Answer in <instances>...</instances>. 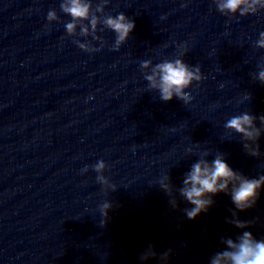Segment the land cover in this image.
Wrapping results in <instances>:
<instances>
[{
	"label": "water",
	"instance_id": "obj_1",
	"mask_svg": "<svg viewBox=\"0 0 264 264\" xmlns=\"http://www.w3.org/2000/svg\"><path fill=\"white\" fill-rule=\"evenodd\" d=\"M59 4L0 0V264H209L222 237L244 230L229 222L234 211L264 238V188L245 210L219 192L195 219L178 191L198 158L190 147L209 160L223 153L245 176L264 173V133L252 155L224 127L242 111L257 126L264 115V83L253 78L264 10L235 19L214 0H110L106 12H125L135 28L118 50L102 29L89 53L74 43L84 37L66 34ZM50 8L60 19L48 24ZM183 47L204 77L187 104L147 89L140 68ZM98 159L107 182L91 167ZM166 174L171 194L159 185Z\"/></svg>",
	"mask_w": 264,
	"mask_h": 264
},
{
	"label": "clouds",
	"instance_id": "obj_2",
	"mask_svg": "<svg viewBox=\"0 0 264 264\" xmlns=\"http://www.w3.org/2000/svg\"><path fill=\"white\" fill-rule=\"evenodd\" d=\"M109 4L110 0H60V9L71 17L64 23L66 34L84 37L83 40L74 41L81 50L89 53L98 51L99 48L93 45L91 40L98 39V33L102 29H109L115 34L111 48L118 50L135 28V20L125 12L119 11L114 15L106 12ZM214 4L221 14L235 19L264 10V0H214ZM46 19L48 24L60 19L55 8L48 10ZM254 44L258 48H264V30L259 32ZM186 51L187 48L183 47L179 55L164 58L156 63L150 58L140 61L147 89L157 91L162 100L168 101L176 97L187 104L192 99L188 89L193 82L204 78L199 65L185 62L183 57ZM253 78L264 83V64L258 66ZM248 95L245 93L246 97ZM256 119L257 117L248 111H242L231 115L224 123L229 132L241 136L245 141V149L252 155H259L257 140L264 133V115L259 117L260 126L255 123ZM209 151L207 148L198 151L191 147L187 149L188 154L198 156L184 174L182 186L178 189L180 195L191 204V207L185 209L187 217L195 219L201 212L207 211L213 204V195L219 192L230 193L236 209L245 210L255 205L261 189L264 188V173L258 177L245 176L234 170L221 152H217L211 160L207 159ZM91 167L97 173L98 182H107L103 175V169L106 167L103 159H98ZM88 168L89 166L85 165L83 171L87 172ZM159 185L169 194L173 192L168 174L159 180ZM115 188L116 184H113L112 189ZM171 203L175 206V199H172ZM229 222L244 230L235 239L222 237L226 247L215 252L210 257L209 264H264V238L258 239L247 230V222L239 219L235 211ZM154 255L155 252L149 248L141 258L146 260ZM167 255L168 253L163 254Z\"/></svg>",
	"mask_w": 264,
	"mask_h": 264
}]
</instances>
